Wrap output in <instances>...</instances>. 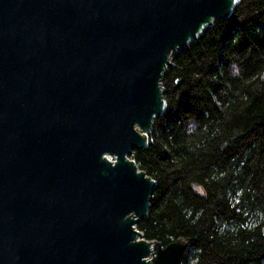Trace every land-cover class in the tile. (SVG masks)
<instances>
[{
  "label": "water",
  "instance_id": "obj_1",
  "mask_svg": "<svg viewBox=\"0 0 264 264\" xmlns=\"http://www.w3.org/2000/svg\"><path fill=\"white\" fill-rule=\"evenodd\" d=\"M236 4L0 0V264L182 263L136 227L157 182L131 156L172 55Z\"/></svg>",
  "mask_w": 264,
  "mask_h": 264
},
{
  "label": "trees",
  "instance_id": "obj_2",
  "mask_svg": "<svg viewBox=\"0 0 264 264\" xmlns=\"http://www.w3.org/2000/svg\"><path fill=\"white\" fill-rule=\"evenodd\" d=\"M171 62L165 112L131 156L157 182L136 227L186 239L181 264H264V0H237Z\"/></svg>",
  "mask_w": 264,
  "mask_h": 264
},
{
  "label": "rangeland",
  "instance_id": "obj_3",
  "mask_svg": "<svg viewBox=\"0 0 264 264\" xmlns=\"http://www.w3.org/2000/svg\"><path fill=\"white\" fill-rule=\"evenodd\" d=\"M143 237V236H142ZM144 238V237H143ZM153 258H154V254L151 256V259L153 260Z\"/></svg>",
  "mask_w": 264,
  "mask_h": 264
}]
</instances>
